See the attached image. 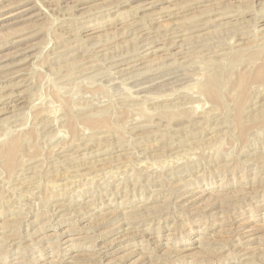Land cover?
Returning <instances> with one entry per match:
<instances>
[{
  "label": "rangeland",
  "instance_id": "obj_1",
  "mask_svg": "<svg viewBox=\"0 0 264 264\" xmlns=\"http://www.w3.org/2000/svg\"><path fill=\"white\" fill-rule=\"evenodd\" d=\"M16 1L0 264H264V0Z\"/></svg>",
  "mask_w": 264,
  "mask_h": 264
},
{
  "label": "bare ground",
  "instance_id": "obj_2",
  "mask_svg": "<svg viewBox=\"0 0 264 264\" xmlns=\"http://www.w3.org/2000/svg\"><path fill=\"white\" fill-rule=\"evenodd\" d=\"M11 1H13V0H11ZM148 1V0H147ZM151 1V0H150ZM165 1H168V0H152L151 2H148L147 3V5L146 6H144L145 8H144V11H151V10H153V9H155L157 6H159L160 4H162L163 2H165ZM170 1V0H169ZM259 1V0H258ZM257 1V2H258ZM27 3H28V0H17L16 2H14V4L12 5V6H6L8 9H13V12L9 15V17H14V16H17V15H19V13H22L23 11H25L24 10V8L23 9H19V8H22V7H24L25 5H27ZM117 8V7H116ZM141 8H142V6H141ZM163 9V8H162ZM27 10V9H26ZM120 10V9H119ZM107 11V10H106ZM164 11V10H163ZM109 12V11H108ZM121 12V11H120ZM153 12H154V10H153ZM161 13V12H160ZM148 14V13H147ZM38 15V14H37ZM145 15V14H144ZM152 15V14H151ZM154 15V14H153ZM141 16V15H140ZM225 16V15H224ZM259 16V15H258ZM157 17H158V15H157ZM261 17V16H260ZM149 18H150V16H149ZM165 19V18H164ZM70 22V21H69ZM204 23V22H203ZM264 23V22H263ZM62 24V23H61ZM206 24V23H205ZM224 24V23H223ZM146 26V25H145ZM221 26V25H220ZM228 26H229V24H228ZM148 27V26H147ZM134 29H136V28H134ZM202 29V28H201ZM226 29H228V28H226ZM199 30V29H198ZM148 31H151V30H148ZM234 31V30H233ZM241 31V30H240ZM131 32V31H130ZM129 32V33H130ZM176 32V31H175ZM184 32V31H183ZM229 32V31H228ZM232 32V31H231ZM128 33V34H129ZM180 33V32H179ZM178 33V34H179ZM238 33V32H237ZM143 34V33H142ZM146 35V34H145ZM174 35V34H173ZM189 35V34H188ZM261 35V34H260ZM147 36V35H146ZM160 36V35H159ZM165 36V35H164ZM163 36V37H164ZM241 36H243L242 38H241ZM89 37V36H88ZM158 37V36H157ZM236 37H237V40H239L238 42H241V43H239V44H237L236 45V47L237 46H239V45H241V44H243V43H245V39H250L251 38V36H247V34L245 35L243 32H240V33H238V34H236ZM253 37V36H252ZM141 38V37H140ZM150 38V37H149ZM159 38V37H158ZM180 38V37H179ZM185 38V37H184ZM234 38H235V36H234ZM152 39V38H151ZM169 39V38H168ZM181 39V38H180ZM183 39V38H182ZM186 39V38H185ZM187 39H188V37H187ZM236 39V38H235ZM189 40V39H188ZM187 40V41H188ZM227 40V39H226ZM142 41H144V40H142ZM177 41V40H176ZM185 41V40H184ZM244 41V42H243ZM249 41V40H248ZM247 41V42H248ZM136 42V41H135ZM174 42V41H173ZM219 42V41H218ZM218 42H217V44H218ZM222 42V41H221ZM75 43V42H74ZM146 43V42H145ZM151 43V42H150ZM168 43V42H167ZM171 43V42H170ZM182 43V42H181ZM137 44V43H136ZM174 44V43H173ZM176 44V43H175ZM183 44V46H184V43H182ZM186 44V43H185ZM187 44H188V42H187ZM212 44V43H211ZM223 44H225L224 42L221 44V45H219L220 47H222L223 49L221 50H219L220 52H223V51H225L224 49H227V48H225L224 47V45ZM229 44V43H228ZM79 45V44H78ZM150 45V44H149ZM170 45H172V44H170ZM169 45V46H170ZM179 45V44H178ZM177 45V46H178ZM190 45H192V43L190 44ZM189 45V46H190ZM196 44H194V46H195ZM210 45V44H209ZM209 45H206L207 46V49H208V46ZM245 45V44H244ZM77 46V45H76ZM82 46V45H81ZM186 46V45H185ZM193 46V45H192ZM213 46V45H212ZM216 46V45H215ZM171 47V46H170ZM176 47V46H175ZM242 47V46H241ZM179 48V47H178ZM205 49H206V47H204ZM216 48V47H215ZM215 48H213V49H215ZM233 48H235V46L233 47ZM133 49V48H132ZM219 49V48H218ZM241 49H243V48H241ZM165 50V49H164ZM186 50H187V48H186ZM191 50V49H190ZM236 50V49H235ZM136 51V50H135ZM171 51V50H170ZM179 51V50H178ZM188 51H189V49H188ZM207 51V50H206ZM210 51V50H209ZM195 52V51H194ZM135 53V52H134ZM154 53V52H153ZM152 53V54H153ZM173 53V52H172ZM172 53H170L171 55H172ZM188 52H186L185 54H187ZM191 53V52H190ZM205 53V52H204ZM144 54V53H143ZM149 54H151V53H149ZM175 54V53H174ZM180 54H184L183 52H179L178 53V55H180ZM189 54V53H188ZM192 54V53H191ZM225 54H227V52L226 53H223V55H225ZM131 55V54H130ZM211 55V54H210ZM213 55H214V53H213ZM215 55H218V54H215ZM146 56H148L147 54H146ZM184 56V55H183ZM225 56H227V55H225ZM242 56V55H241ZM188 57V56H187ZM214 57V56H213ZM222 57H224V56H222ZM119 58V57H118ZM144 58V57H143ZM149 58V57H148ZM186 58V57H185ZM212 58V57H211ZM217 58H219V57H217ZM117 59V58H116ZM142 59V58H141ZM173 59V58H172ZM184 59V58H183ZM192 59V58H191ZM129 60V59H128ZM138 60V59H137ZM136 60V61H137ZM190 60V59H189ZM193 60V59H192ZM125 61V60H124ZM182 62V61H181ZM126 63H128V62H126ZM134 63H136L135 61H134ZM176 63V62H175ZM184 63H185V61H184ZM184 63H183V65H184ZM101 64V63H100ZM113 64V63H112ZM119 64V63H118ZM118 64H117V66H118ZM122 64V63H121ZM172 64H174V63H172ZM129 65V64H128ZM176 66H177V64H175ZM182 65V66H183ZM186 65V64H185ZM119 66H121V65H119ZM127 66V65H126ZM134 66H136V65H134ZM174 66V65H173ZM115 67H116V65H115ZM122 67V66H121ZM139 67V66H138ZM180 67V66H179ZM178 67V68H179ZM134 68V67H133ZM113 69V68H112ZM128 69V68H127ZM130 69V68H129ZM131 69H132V66H131ZM141 69V68H140ZM83 70V69H82ZM81 70V71H82ZM125 70V69H124ZM80 71V70H79ZM126 71V70H125ZM130 71V70H129ZM139 71V70H138ZM181 71V70H180ZM182 71H183V69H182ZM175 73V72H174ZM178 73V72H177ZM58 75V74H57ZM62 75V74H61ZM130 75V74H129ZM143 75V74H142ZM145 75V74H144ZM58 77V76H57ZM104 78V77H103ZM115 78V77H114ZM137 79V78H136ZM67 80H69V79H67ZM120 81V80H119ZM132 82V81H131ZM119 84V83H118ZM121 84V83H120ZM123 84V83H122ZM96 85H97V83H96ZM99 85V84H98ZM126 91H128V90H126ZM136 93V92H135ZM137 94V93H136ZM141 94H142V92H141ZM138 96V95H137ZM144 96V95H143ZM136 97V96H135ZM129 98H131V97H129ZM128 98V99H129ZM146 98V97H145ZM8 99V98H7ZM10 99V98H9ZM137 99V98H136ZM139 99V98H138ZM148 99V98H147ZM174 99V98H173ZM177 99V98H176ZM13 100V99H12ZM99 101V100H98ZM147 101V100H146ZM97 103V102H96ZM99 103V102H98ZM97 103V104H98ZM100 104V103H99ZM102 104V103H101ZM170 104V103H169ZM168 104V105H169ZM172 104V103H171ZM176 104V103H175ZM104 106V105H103ZM140 106V105H139ZM166 106V105H165ZM95 107V106H94ZM136 107H138V106H136ZM167 107V106H166ZM170 107V106H169ZM173 107V106H172ZM79 108V107H78ZM132 109V108H131ZM130 109V110H131ZM136 109V108H135ZM152 109V108H151ZM157 109H159V108H157ZM129 110V109H128ZM184 110H185V108H184ZM132 111V110H131ZM130 111V112H131ZM158 111H160V109L158 110ZM169 111H170V109H169ZM171 111H172V109H171ZM174 111H175V109H174ZM105 112V111H104ZM156 112V111H155ZM132 113H133V111H132ZM150 113V112H149ZM158 113V112H157ZM160 113V112H159ZM80 114V113H79ZM142 114V113H141ZM141 114H139V115H141ZM148 114V113H147ZM155 114V113H154ZM153 114V115H154ZM176 114H178V111H177V113ZM210 114V113H209ZM68 115H70V114H68ZM156 115V114H155ZM158 115V114H157ZM136 116V115H135ZM147 116V115H146ZM145 116V117H146ZM151 116V115H150ZM159 116V115H158ZM162 116V115H161ZM182 116V115H181ZM144 117V118H145ZM105 118V117H104ZM133 118V117H132ZM142 118V117H141ZM106 119V118H105ZM104 119V121H108V120H105ZM134 119V118H133ZM137 119H140V117H137ZM136 119V120H137ZM141 120V119H140ZM144 120V122H145V120H148V117L146 118V119H143ZM163 121H164V119H162ZM202 120V119H201ZM101 121V120H100ZM99 121V122H100ZM103 121V120H102ZM135 121V120H134ZM133 121V122H134ZM138 122H139V120H138ZM141 122V121H140ZM140 122H139V125H140ZM152 122V121H151ZM151 122H150V124H151ZM102 124L104 123V122H101ZM132 123V122H131ZM96 124V123H95ZM95 124H94V126L93 127H95ZM105 124V123H104ZM141 124H143V123H141ZM154 124V123H153ZM206 124V123H205ZM48 125V124H47ZM144 125V124H143ZM146 125H147V121H146ZM146 125H144V126H146ZM196 125V124H195ZM203 125H204V123H203ZM97 126V125H96ZM141 126V125H140ZM150 126H152V125H150ZM98 127V126H97ZM143 128V127H142ZM147 128V127H146ZM93 129V128H92ZM156 130V129H155ZM211 130V129H210ZM92 131V130H91ZM94 131V130H93ZM157 131H159V130H157ZM94 133V132H93ZM143 135V134H142ZM145 135V134H144ZM157 136V135H156ZM164 136V135H163ZM149 137H152V136H149ZM180 137V136H179ZM181 137H182V135H181ZM106 138V137H105ZM104 138V139H105ZM146 138H147V136H146ZM91 139V138H90ZM160 141V140H159ZM173 141V140H172ZM178 141V140H177ZM168 142V141H167ZM174 142H176V141H174ZM142 143V142H141ZM169 143V142H168ZM171 144V143H170ZM169 144V145H170ZM139 145V144H138ZM144 147V146H143ZM138 148V147H137ZM101 150V149H100ZM108 150V149H107ZM143 151V150H142ZM96 152V151H95ZM137 152V151H136ZM102 153V152H101ZM138 154H139V152H138ZM140 155V154H139ZM93 156V155H92ZM98 156V155H97ZM192 156V155H191ZM193 157V156H192ZM147 161V160H146ZM142 163V162H141ZM122 169V168H121ZM134 169V168H133ZM145 169H146V167H145ZM177 169V168H176ZM135 172V171H134ZM136 172H138V171H136ZM128 173V172H127ZM140 173V172H139ZM123 174V173H122ZM124 175V174H123ZM131 175V174H130ZM138 175V174H137ZM113 177H114V175H112ZM143 177V176H142ZM132 178V177H131ZM141 180V179H140ZM184 181V180H183ZM118 182V181H117ZM119 186V185H118ZM117 186V187H118ZM133 187H134V185H133ZM76 190V189H75ZM135 190V189H134ZM131 191V190H130ZM117 192V191H116ZM136 192V191H135ZM105 193V192H104ZM130 198V197H129ZM27 201V200H26ZM74 204V203H73ZM121 211V210H120ZM119 211V212H120ZM141 212V211H140ZM119 215V214H118ZM124 215V214H123ZM121 216V215H120ZM117 218V217H116ZM116 224V223H115ZM154 239V238H153ZM155 242V241H154ZM161 242V241H160ZM146 243V242H145ZM165 245V244H164ZM144 246V245H143ZM162 247V246H161ZM150 251V250H149Z\"/></svg>",
  "mask_w": 264,
  "mask_h": 264
}]
</instances>
